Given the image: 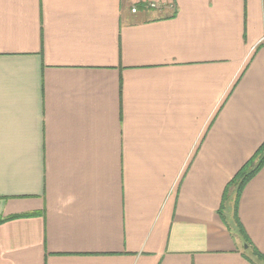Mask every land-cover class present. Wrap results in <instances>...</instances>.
<instances>
[{
  "label": "crops",
  "instance_id": "obj_1",
  "mask_svg": "<svg viewBox=\"0 0 264 264\" xmlns=\"http://www.w3.org/2000/svg\"><path fill=\"white\" fill-rule=\"evenodd\" d=\"M263 144L264 0H0V264H252Z\"/></svg>",
  "mask_w": 264,
  "mask_h": 264
},
{
  "label": "trees",
  "instance_id": "obj_2",
  "mask_svg": "<svg viewBox=\"0 0 264 264\" xmlns=\"http://www.w3.org/2000/svg\"><path fill=\"white\" fill-rule=\"evenodd\" d=\"M264 167V144L257 150L255 155L245 164V166L236 174L226 188L224 200L227 201L228 195L235 192L234 197V222L237 231L242 235L245 243L248 245L246 258L252 264H264V254H262L247 238L244 228L238 217V203L240 196L247 183L255 177ZM231 191V193H229ZM11 219V218H8ZM8 219H0V224Z\"/></svg>",
  "mask_w": 264,
  "mask_h": 264
},
{
  "label": "built area",
  "instance_id": "obj_3",
  "mask_svg": "<svg viewBox=\"0 0 264 264\" xmlns=\"http://www.w3.org/2000/svg\"><path fill=\"white\" fill-rule=\"evenodd\" d=\"M133 12H136V9H133Z\"/></svg>",
  "mask_w": 264,
  "mask_h": 264
},
{
  "label": "water",
  "instance_id": "obj_4",
  "mask_svg": "<svg viewBox=\"0 0 264 264\" xmlns=\"http://www.w3.org/2000/svg\"><path fill=\"white\" fill-rule=\"evenodd\" d=\"M248 246H246V248H247Z\"/></svg>",
  "mask_w": 264,
  "mask_h": 264
}]
</instances>
